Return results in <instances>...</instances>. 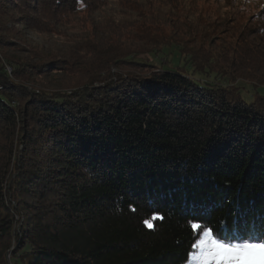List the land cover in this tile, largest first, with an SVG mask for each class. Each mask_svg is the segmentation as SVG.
Returning <instances> with one entry per match:
<instances>
[{
	"label": "trees",
	"instance_id": "16d2710c",
	"mask_svg": "<svg viewBox=\"0 0 264 264\" xmlns=\"http://www.w3.org/2000/svg\"><path fill=\"white\" fill-rule=\"evenodd\" d=\"M107 5L0 0V31L12 11L36 32L79 34L48 60L0 54V264H183L193 211L264 227V20H97ZM13 44L0 32V49ZM51 71L67 83L21 84Z\"/></svg>",
	"mask_w": 264,
	"mask_h": 264
},
{
	"label": "rangeland",
	"instance_id": "374dc122",
	"mask_svg": "<svg viewBox=\"0 0 264 264\" xmlns=\"http://www.w3.org/2000/svg\"><path fill=\"white\" fill-rule=\"evenodd\" d=\"M108 0V5L101 9L102 11H96L94 13L95 18L100 20L105 16H109L113 12L122 10L123 13L117 15V20L123 21L134 19L138 15L136 9L143 13H149L155 10L159 12L169 14L172 22L179 21L180 26H188L194 23L201 16L205 14L209 15L211 21H226L227 31L230 27H234L237 24H244L253 26V23L257 20L255 17H260L259 21L264 20V0ZM79 2V5H82ZM82 11L78 17L83 16ZM193 17H190V15ZM17 15L18 12H9L6 25L12 30V33L6 31H0L2 35L10 36L13 39L14 44L6 47V49H0L4 61L9 58H26L28 61H41L43 59L48 60L51 56H56L60 52L67 50V39L78 36L72 30L71 24L52 26L48 32L39 33L26 25L19 23ZM77 24V23H76ZM77 26H80L77 24ZM226 29H220L213 35L217 41V46L221 43V39L229 40L230 32ZM219 39V40H217ZM6 55V56H5ZM7 70L12 73L13 69L11 66H7ZM12 75H14L12 73ZM31 78L20 79L21 84L25 86L27 90L37 89L40 87H47L50 89H56L60 87L64 82L67 83V72L56 71L44 74H33ZM19 132V138L20 133ZM26 132H23L21 139H16L15 145L17 149L23 151L26 147ZM2 149V148H1ZM0 149V161L7 157L10 152L8 146L3 151ZM22 153V152H21ZM1 163V162H0ZM10 256V255H9ZM187 264H192L188 260Z\"/></svg>",
	"mask_w": 264,
	"mask_h": 264
},
{
	"label": "snow or ice",
	"instance_id": "6c2138e0",
	"mask_svg": "<svg viewBox=\"0 0 264 264\" xmlns=\"http://www.w3.org/2000/svg\"><path fill=\"white\" fill-rule=\"evenodd\" d=\"M184 225L193 237L189 242V252L183 264L188 260L192 264H264V227H251L245 232L235 227L228 230L224 221L209 223L210 211L205 214L190 213ZM162 219L154 215L145 219L148 228L153 227V220ZM220 229H224L221 231Z\"/></svg>",
	"mask_w": 264,
	"mask_h": 264
}]
</instances>
